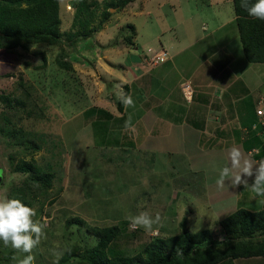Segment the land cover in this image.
Here are the masks:
<instances>
[{"label":"rangeland","instance_id":"374dc122","mask_svg":"<svg viewBox=\"0 0 264 264\" xmlns=\"http://www.w3.org/2000/svg\"><path fill=\"white\" fill-rule=\"evenodd\" d=\"M60 2L62 30L74 33L80 29L75 18L77 0ZM104 9L105 4L97 9L91 26H100ZM114 9H109L113 13L110 20L87 36L64 35L55 45L32 43L27 48L14 49L3 47L0 42V199L12 198V189L26 184L28 174L15 170L22 159L35 161L54 175L49 189L27 184L30 186L26 196L32 200L29 206L36 210L34 219L44 225L45 233L32 252L34 264H53L52 253L57 246L67 249L63 255L74 252L68 263L71 264L97 242L91 228L118 225L122 232L111 249L127 254L137 253L155 236L178 233L184 215H188L192 231L210 227L217 239L224 237L219 219L228 216L232 209L221 207V211L211 205L204 172L200 180L195 175L187 183V176L176 172L185 164L175 162L178 167L173 166L174 172L170 173L172 166L165 169L152 152H140L136 143L122 136L109 111L119 113L118 85L124 91L129 82L133 95L137 92L133 73L119 65L131 64L133 58L138 59L133 57L136 53L140 57L151 55L149 50L162 49V44L167 46L171 38L182 44L199 39L211 30L215 12L223 22H231L235 13L233 0H135L121 11ZM129 24L136 27V51L133 43L129 46L125 41L133 34ZM233 27L237 32L235 21L229 29ZM212 40L213 36L206 41ZM199 47L194 48L195 59L189 67L185 58L191 50L172 59L175 68L169 73L173 80L192 66L195 69L206 64ZM60 58L70 62L72 68L60 66ZM154 61L147 57L145 63L151 67ZM254 65L264 73V64ZM163 67L168 72L166 65ZM151 71L152 68L148 73ZM163 72L155 69L148 77L155 81ZM134 73L138 74L137 70ZM259 89L264 93V81ZM260 94L255 93L256 98ZM250 96L242 99L249 100ZM106 109L110 116L105 114ZM256 152L253 150L252 154ZM223 194L220 204H231L233 187H224ZM241 194L253 196V202L259 204L252 207L248 203L245 207L263 208L264 197L258 198L251 191L240 190ZM142 202L143 208L138 207ZM141 210L150 211L153 216L160 214L154 233L130 227L128 217ZM74 217L86 223L68 225L67 220ZM24 255L0 241V264H17ZM235 264H264V257L241 258Z\"/></svg>","mask_w":264,"mask_h":264},{"label":"crops","instance_id":"0c3cea01","mask_svg":"<svg viewBox=\"0 0 264 264\" xmlns=\"http://www.w3.org/2000/svg\"><path fill=\"white\" fill-rule=\"evenodd\" d=\"M235 19L234 13L231 22H223L219 13L215 12L214 21L210 24L211 30L205 33V36L186 41L185 44L171 38L167 41V46L162 44L164 48L149 50L151 55L147 53L140 57L137 53L133 54V57L138 59L133 58L131 64L124 66L123 63L119 67L131 70L138 83L135 95L129 82L124 85L123 92L131 96L134 106L125 107L122 104L118 106L119 113L109 111L112 123L123 132L122 136L130 143H136L140 152H152L154 157L162 161L165 169L172 166L170 173L174 172L173 166L178 167L175 162L185 164L181 165L184 169L177 168L176 172L184 173L187 183L189 177L193 178L195 175V179L200 180L199 176L204 172L206 181H203L209 191L211 205L221 211L222 208L230 211L232 209L229 214L240 205L250 203L254 207L259 204L258 201L253 202V196L247 198L242 197L243 194L240 195V190L243 193L251 191L250 187L243 185L233 187L234 200L231 204H220L224 187L231 186L230 181H226L222 189L216 184L219 170L228 163V149L239 147L245 158L254 162L260 161L258 159L261 158L256 154L260 153V148L262 151L264 149L256 146L247 151L245 148V144L252 141L256 134H260L253 126L259 121L257 109L264 107V102L260 104V101H264V93L259 89V85L264 81V73L254 65L256 63L244 62L246 57L238 27L237 32L235 27L229 29ZM203 27L207 28L205 25ZM212 36L215 40L207 42ZM179 44H182V47H179ZM197 46H201L198 50L205 57L206 64L195 69L192 66L191 70L182 72L178 79L173 80L169 73L175 68L172 59L175 60L191 50L185 58V65L191 66L195 59L192 52ZM132 47L135 51L138 49L136 43ZM242 54L244 59L241 58ZM147 57L155 60L151 67L145 63ZM165 65L168 72H165ZM150 68L152 71L148 73ZM155 69L164 72L155 77L154 81L148 76ZM134 70H137L138 74L134 73ZM255 93L261 94L256 98ZM246 95H252L251 99H242ZM129 119L132 127L126 128L125 122ZM253 150L258 152L252 154ZM172 161L174 162L171 163ZM252 179L249 178V184ZM233 204H237V207Z\"/></svg>","mask_w":264,"mask_h":264},{"label":"trees","instance_id":"16d2710c","mask_svg":"<svg viewBox=\"0 0 264 264\" xmlns=\"http://www.w3.org/2000/svg\"><path fill=\"white\" fill-rule=\"evenodd\" d=\"M102 1L77 0L75 18L80 29L72 33L62 30L60 0H1V46L14 49L27 48L32 43L46 42L55 45L61 42L64 35L87 36L93 31H99L110 20L113 14L110 8L121 11L135 0ZM104 4L100 26H91L97 9ZM233 4L235 22L246 59L254 63H264V20L249 16L241 7V0H233ZM129 27L133 34L127 36L125 41L130 46L135 44L133 39L136 36V27L134 24H129ZM58 63L64 68H72V64L62 58ZM125 88L127 90V85ZM122 104L119 100L118 106ZM105 111L110 116V112ZM256 146L264 148L262 134H256L252 141L245 144L247 151ZM257 155L258 158H264V149L262 151L260 148ZM15 170L28 174V179L23 187L12 189L11 196L28 206L32 205V200L26 196V189L31 184H38L43 189L52 187L53 173L44 170L35 161L22 159ZM74 223L84 225L86 221L78 217L67 220L68 225ZM219 224L224 232L223 239H217L210 227L198 232L192 231L190 219L188 215H184L179 222L178 233L165 237L155 236L134 254L111 249L112 242L122 232L118 225L91 228L97 236V242L88 246L71 264H235L241 258L264 257V206L253 210L240 205L237 210L220 219ZM73 256L74 252L65 253L59 264H68Z\"/></svg>","mask_w":264,"mask_h":264},{"label":"clouds","instance_id":"9594fccd","mask_svg":"<svg viewBox=\"0 0 264 264\" xmlns=\"http://www.w3.org/2000/svg\"><path fill=\"white\" fill-rule=\"evenodd\" d=\"M241 7L244 8L248 15L259 20H264V0H241ZM117 93V99L125 107L134 106L131 96L123 92L122 87ZM125 127H132L131 119L125 122ZM228 163L219 170L217 187L222 189L226 181L231 182L232 187L243 185L250 187L251 191L257 197H264V160L254 162L245 158L239 147H231L227 151ZM249 178H253L249 184ZM143 202L138 207L143 208ZM36 210L18 198H8L5 196L0 199V241L5 247L10 246L17 252L24 253L22 259L17 260V264H34L35 256L33 250L41 243L45 236L44 225L35 220ZM130 227L136 229L144 228L145 231L153 232V226L160 223L161 216L156 213L155 216L150 211L141 210L136 215L128 217ZM67 249H59L57 246L53 250L55 260L53 264H59L63 252Z\"/></svg>","mask_w":264,"mask_h":264},{"label":"built area","instance_id":"2783aa9c","mask_svg":"<svg viewBox=\"0 0 264 264\" xmlns=\"http://www.w3.org/2000/svg\"><path fill=\"white\" fill-rule=\"evenodd\" d=\"M257 114L259 116V121L254 124L253 129L257 130L264 137V107L258 108ZM261 159H264V158H261Z\"/></svg>","mask_w":264,"mask_h":264},{"label":"water","instance_id":"95a60500","mask_svg":"<svg viewBox=\"0 0 264 264\" xmlns=\"http://www.w3.org/2000/svg\"><path fill=\"white\" fill-rule=\"evenodd\" d=\"M1 1V0H0ZM115 10V9H114ZM0 34H1V30H0Z\"/></svg>","mask_w":264,"mask_h":264}]
</instances>
